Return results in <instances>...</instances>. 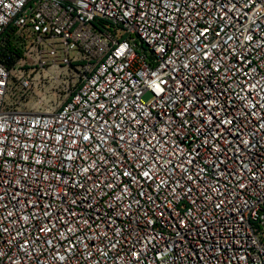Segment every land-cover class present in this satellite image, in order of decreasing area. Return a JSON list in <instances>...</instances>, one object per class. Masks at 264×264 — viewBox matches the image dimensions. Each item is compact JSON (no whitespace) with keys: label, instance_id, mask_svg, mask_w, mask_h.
<instances>
[{"label":"built area","instance_id":"obj_1","mask_svg":"<svg viewBox=\"0 0 264 264\" xmlns=\"http://www.w3.org/2000/svg\"><path fill=\"white\" fill-rule=\"evenodd\" d=\"M0 264H264V0H0Z\"/></svg>","mask_w":264,"mask_h":264},{"label":"rangeland","instance_id":"obj_2","mask_svg":"<svg viewBox=\"0 0 264 264\" xmlns=\"http://www.w3.org/2000/svg\"><path fill=\"white\" fill-rule=\"evenodd\" d=\"M145 98L149 99L150 95L149 94H145ZM29 104L32 105L34 104L35 107H48L51 106L53 104V95H50L48 93H43V92H39L37 94H31L29 96Z\"/></svg>","mask_w":264,"mask_h":264}]
</instances>
